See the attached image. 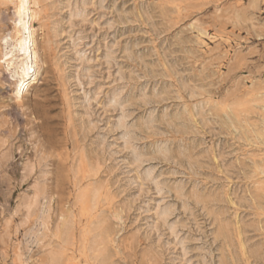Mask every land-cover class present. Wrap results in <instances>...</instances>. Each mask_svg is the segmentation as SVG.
I'll use <instances>...</instances> for the list:
<instances>
[{"label":"rangeland","instance_id":"374dc122","mask_svg":"<svg viewBox=\"0 0 264 264\" xmlns=\"http://www.w3.org/2000/svg\"><path fill=\"white\" fill-rule=\"evenodd\" d=\"M15 7L0 264H264V0H30L20 97Z\"/></svg>","mask_w":264,"mask_h":264},{"label":"bare ground","instance_id":"6f19581e","mask_svg":"<svg viewBox=\"0 0 264 264\" xmlns=\"http://www.w3.org/2000/svg\"><path fill=\"white\" fill-rule=\"evenodd\" d=\"M30 0H16L14 23L16 36L5 38L7 68L11 70L16 81L15 91L20 97L28 88L29 81L36 73L37 55L34 51V39L31 31L32 14L29 11ZM5 60V59H4Z\"/></svg>","mask_w":264,"mask_h":264}]
</instances>
